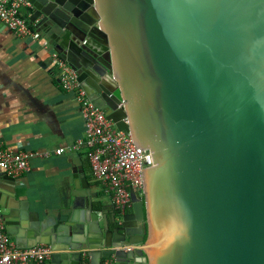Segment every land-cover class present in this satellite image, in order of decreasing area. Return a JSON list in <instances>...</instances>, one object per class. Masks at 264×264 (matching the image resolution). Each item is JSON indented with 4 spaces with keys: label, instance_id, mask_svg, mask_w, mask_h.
<instances>
[{
    "label": "water",
    "instance_id": "obj_1",
    "mask_svg": "<svg viewBox=\"0 0 264 264\" xmlns=\"http://www.w3.org/2000/svg\"><path fill=\"white\" fill-rule=\"evenodd\" d=\"M27 2L92 105L153 164L110 221L82 172L71 204L43 219L5 174L15 246H49V264H264V0Z\"/></svg>",
    "mask_w": 264,
    "mask_h": 264
},
{
    "label": "crops",
    "instance_id": "obj_2",
    "mask_svg": "<svg viewBox=\"0 0 264 264\" xmlns=\"http://www.w3.org/2000/svg\"><path fill=\"white\" fill-rule=\"evenodd\" d=\"M21 14L27 17V8ZM52 52L48 44L16 38L0 23V144L48 154L33 157L30 170L7 185L13 189V200L27 203L39 219L57 218L59 210L71 204L73 182L82 172L89 192L95 194L92 200L110 221L115 210L93 180L84 149L72 148L82 138L84 124L76 96L63 92L56 82ZM57 148L64 153L54 154ZM4 175L0 171V182ZM49 261L50 257L45 264Z\"/></svg>",
    "mask_w": 264,
    "mask_h": 264
},
{
    "label": "built area",
    "instance_id": "obj_3",
    "mask_svg": "<svg viewBox=\"0 0 264 264\" xmlns=\"http://www.w3.org/2000/svg\"><path fill=\"white\" fill-rule=\"evenodd\" d=\"M28 6L27 0H0V23L16 38L29 39L45 47L46 41L21 14V9ZM51 62L59 88L74 94L79 102L84 132L72 148L84 149L93 180L121 217L131 209L129 188L142 195L140 170L152 166L151 154L135 148L131 137L117 130L112 121L92 105L77 81L75 71L58 53L52 52ZM63 153V148L54 150L56 155ZM35 156L46 158L48 154L14 150L0 144V171L11 178L24 175L30 170V160ZM3 216L0 205V264H45L50 257L49 246L37 244L25 249L17 248L6 232ZM80 264H90L86 253L82 254ZM100 264H112V261L103 259Z\"/></svg>",
    "mask_w": 264,
    "mask_h": 264
},
{
    "label": "trees",
    "instance_id": "obj_4",
    "mask_svg": "<svg viewBox=\"0 0 264 264\" xmlns=\"http://www.w3.org/2000/svg\"><path fill=\"white\" fill-rule=\"evenodd\" d=\"M129 212V211H128Z\"/></svg>",
    "mask_w": 264,
    "mask_h": 264
}]
</instances>
